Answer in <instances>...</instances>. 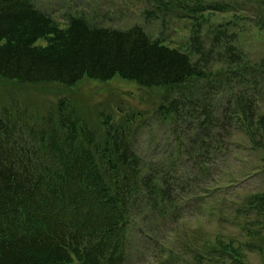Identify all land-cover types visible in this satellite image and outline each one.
Segmentation results:
<instances>
[{
    "label": "trees",
    "instance_id": "16d2710c",
    "mask_svg": "<svg viewBox=\"0 0 264 264\" xmlns=\"http://www.w3.org/2000/svg\"><path fill=\"white\" fill-rule=\"evenodd\" d=\"M183 7L189 15L221 10L213 4ZM160 10L164 17L167 5ZM198 23L191 50L199 57L193 60L139 25L102 28L72 16L61 27L33 0H0V77L71 86L85 77L119 76L143 87L180 89L159 106L173 124L172 152L149 164L121 126H109L101 145L70 113L59 116L61 131L54 117H45L28 134L25 123L0 117V264H125L134 211L164 212L159 204L173 201L185 178L200 184V196H213L212 211L233 209L238 234L217 236L212 244L222 262L229 257L226 264H248L246 245L264 237V189L228 196L239 184L231 162L264 149V57L255 67L239 64L235 34L219 26L211 39H202ZM220 46L232 62L213 85L205 66L220 55ZM249 81V88H239Z\"/></svg>",
    "mask_w": 264,
    "mask_h": 264
},
{
    "label": "rangeland",
    "instance_id": "374dc122",
    "mask_svg": "<svg viewBox=\"0 0 264 264\" xmlns=\"http://www.w3.org/2000/svg\"><path fill=\"white\" fill-rule=\"evenodd\" d=\"M33 3L61 27H66L72 16L83 17L92 26L102 28L127 30L139 25L153 39L188 52L193 60L199 57L191 50V39L198 22L202 39L208 36L211 39L215 28L226 26L230 34L236 35L231 43L242 55L239 64L255 67L264 57V20L260 19L264 7L261 0H33ZM161 4H166L168 9L164 17L160 14ZM183 4L189 8L213 4L220 6L221 10H202L197 15H189ZM148 11L154 14L151 18L147 17ZM204 44L210 48L208 41ZM223 47H215L220 55L205 66L213 85L216 76L220 79L227 76V68L232 62L225 51L219 49ZM249 83L239 84V88H249ZM179 94L180 89L169 91L165 87H143L119 76L109 81L85 77L71 86L50 82L25 83L0 77V117L7 116L18 126L25 123L28 134L31 129L39 130L45 117H54L55 126L61 131L59 116L70 113L79 126H86L95 133L100 143L109 126H121L129 131L133 147L149 164L172 152L173 148L167 147L173 142V124L163 118L159 106L167 96ZM260 99V107H264V91ZM214 100L219 99L215 97ZM235 134L247 143L241 132ZM240 158L243 159L231 162L237 181L246 173L253 174L256 168H264V149L247 151ZM201 188L199 183H190L185 178L175 189L173 201L159 204L158 208L164 212L144 206L140 211H134L127 228L129 243L125 264L229 263V257L222 262L212 242L217 236H236L237 218L230 208L212 211L213 196H200ZM234 189L228 198L238 197L249 190L264 189V171L253 174ZM245 249L248 264H264V237L247 244ZM197 252L203 254L202 260Z\"/></svg>",
    "mask_w": 264,
    "mask_h": 264
}]
</instances>
